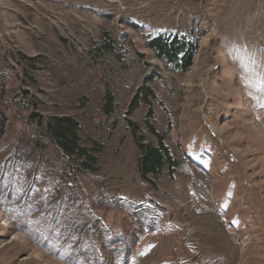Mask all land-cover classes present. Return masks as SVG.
Wrapping results in <instances>:
<instances>
[{
    "label": "rangeland",
    "instance_id": "374dc122",
    "mask_svg": "<svg viewBox=\"0 0 264 264\" xmlns=\"http://www.w3.org/2000/svg\"><path fill=\"white\" fill-rule=\"evenodd\" d=\"M163 32L199 37L186 72ZM262 76L264 0H0V264H264ZM53 115L94 169L34 121ZM148 122L176 164L144 178Z\"/></svg>",
    "mask_w": 264,
    "mask_h": 264
},
{
    "label": "trees",
    "instance_id": "16d2710c",
    "mask_svg": "<svg viewBox=\"0 0 264 264\" xmlns=\"http://www.w3.org/2000/svg\"><path fill=\"white\" fill-rule=\"evenodd\" d=\"M148 45L169 68L183 73L193 65L194 56L199 48V37L178 32H163L150 37ZM145 87L144 85L135 97L134 104L140 105L143 102H149V96L154 92L150 88L146 90ZM34 121L45 130L51 141L67 157L77 158L85 169H94L93 165L97 162V157L92 148L81 144L80 124L73 116L53 115L36 118ZM149 125L158 139L157 145L146 142L137 130L134 132L137 146L141 152L139 170L144 178L149 175H157L166 163L176 164L168 152L163 135L156 130L153 124Z\"/></svg>",
    "mask_w": 264,
    "mask_h": 264
},
{
    "label": "built area",
    "instance_id": "2783aa9c",
    "mask_svg": "<svg viewBox=\"0 0 264 264\" xmlns=\"http://www.w3.org/2000/svg\"><path fill=\"white\" fill-rule=\"evenodd\" d=\"M173 1V3H179V2H181V1H185V0H172ZM186 1H190V2H193V3H195V4H201V2L203 1V0H186Z\"/></svg>",
    "mask_w": 264,
    "mask_h": 264
},
{
    "label": "snow or ice",
    "instance_id": "6c2138e0",
    "mask_svg": "<svg viewBox=\"0 0 264 264\" xmlns=\"http://www.w3.org/2000/svg\"><path fill=\"white\" fill-rule=\"evenodd\" d=\"M259 87L261 88V90H264V76H262L260 78V84H259Z\"/></svg>",
    "mask_w": 264,
    "mask_h": 264
}]
</instances>
